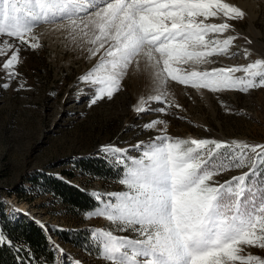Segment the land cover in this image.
<instances>
[{
    "label": "snow or ice",
    "instance_id": "obj_1",
    "mask_svg": "<svg viewBox=\"0 0 264 264\" xmlns=\"http://www.w3.org/2000/svg\"><path fill=\"white\" fill-rule=\"evenodd\" d=\"M245 15L227 0H0V37L36 50L41 47L36 28L64 31L89 59L98 57L79 77L94 92L90 107L111 100L130 70L147 71L155 94L142 97L134 111L168 114L180 107L168 99L169 81L213 93L264 88V59L204 71L182 67L236 56L230 49L238 35L220 37L234 31L228 21ZM212 18L222 22H208ZM19 52L16 47L2 65L9 79L19 75ZM249 55L245 50V58ZM239 72L245 75L236 76ZM152 102L162 106L151 109ZM144 128L161 134L134 145L135 156L114 145L100 148L126 190L93 194L95 207L85 218H106L132 236L90 230L97 258L106 264H264V258L243 254L245 247L264 249V145L174 138L160 119ZM244 167L250 170L213 183L214 177ZM11 244L0 233V245Z\"/></svg>",
    "mask_w": 264,
    "mask_h": 264
},
{
    "label": "rangeland",
    "instance_id": "obj_2",
    "mask_svg": "<svg viewBox=\"0 0 264 264\" xmlns=\"http://www.w3.org/2000/svg\"><path fill=\"white\" fill-rule=\"evenodd\" d=\"M227 2L246 13L242 20L228 21L234 31L229 30L220 37L238 35L230 49V53L237 55L212 57L214 63H190L182 67L204 71L246 66L264 59V0ZM208 22L220 23L222 20L212 18ZM33 35L41 44L36 50L16 38L0 37V49L7 53H0V203L12 221L21 215L47 231L50 241L63 250L59 263L63 258V261H78L79 264H106L97 258L98 249L91 240L93 248L88 253L63 243L53 235L54 229L112 230L115 235L125 237L132 233L117 231L116 225L106 218L68 215L66 207L33 184L34 180L58 177L92 194L125 191V186L117 183L115 178L97 179L85 175L76 165L83 159L103 158L102 145L126 148L131 155H137L134 145L150 142L161 134L144 128L145 124L157 119L167 122V134L174 138L264 145V88L246 94L234 90L213 93L169 81L168 99H174L180 107H171L168 114L151 111L138 114L134 108L140 99L155 93L147 71L130 70L122 81L121 90L111 100L105 98L90 107L89 98L94 92L91 86L81 83L79 77L96 65L98 57L89 59L88 53L77 49L64 31L41 26ZM28 39L31 41L30 37ZM5 41L14 46L11 51ZM16 47L20 49L21 57L16 68L19 75L9 79L2 65ZM245 50L250 53L247 58ZM235 75L243 77L245 74ZM161 106L157 102L150 104L151 109ZM249 170L244 167L226 171L214 177L213 183L230 181ZM65 173H72L74 177L70 179ZM243 254L264 258V249L245 247Z\"/></svg>",
    "mask_w": 264,
    "mask_h": 264
},
{
    "label": "trees",
    "instance_id": "obj_3",
    "mask_svg": "<svg viewBox=\"0 0 264 264\" xmlns=\"http://www.w3.org/2000/svg\"><path fill=\"white\" fill-rule=\"evenodd\" d=\"M76 166L85 175L97 179L111 180L117 176L110 163L103 158L83 159ZM65 175L70 179L74 177L72 173ZM32 183L58 199L66 207L68 215L81 216L95 207L92 193L75 187L62 178L46 176ZM0 223L2 234L12 242L11 246L0 245V264H73V261H63V258L59 263L62 253L52 246L47 231L41 225L21 215L12 221L1 203ZM52 233L71 247L88 253L93 248L90 245V230L54 229Z\"/></svg>",
    "mask_w": 264,
    "mask_h": 264
}]
</instances>
